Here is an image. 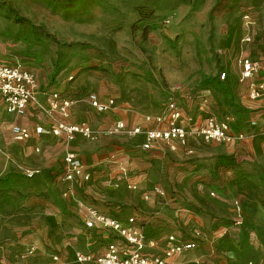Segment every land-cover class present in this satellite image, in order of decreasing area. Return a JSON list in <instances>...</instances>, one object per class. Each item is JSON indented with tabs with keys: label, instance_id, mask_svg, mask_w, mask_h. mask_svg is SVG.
I'll return each instance as SVG.
<instances>
[{
	"label": "rangeland",
	"instance_id": "obj_1",
	"mask_svg": "<svg viewBox=\"0 0 264 264\" xmlns=\"http://www.w3.org/2000/svg\"><path fill=\"white\" fill-rule=\"evenodd\" d=\"M160 2L171 3L174 7L168 11L175 9V15L179 16L177 21L187 27L193 25L189 21L193 15L206 12L210 19L219 15L223 20L235 18L239 23L244 14L257 12L264 24V0H0V63L19 62L25 68H32L51 62L53 68L58 69L68 50L87 49V44L96 38L110 44L106 38L96 36L102 29L113 28L121 33L130 30L139 46L144 36L141 24L129 25L127 15L132 10L145 11L146 4ZM16 17L25 18L28 24L18 23ZM158 17L155 27L166 25L168 19L172 21L168 13ZM225 25L222 23L217 37L209 31L192 34L188 27L175 36L161 32L153 37L151 44L165 37L167 46L182 47L190 56L191 52L200 54L209 50L219 60L223 54L215 52L216 48L228 43H225ZM238 32L231 44L238 41ZM262 37L264 42V34ZM227 60L230 77L238 81L239 75L240 80L236 63L229 57ZM261 61L264 63V59ZM163 62H167L165 57ZM218 70V73L224 70V65ZM0 114L4 117L1 105ZM9 122L7 117L0 125V177H9L7 184L0 185V250L4 264L19 259V252L26 246H33L34 254L19 259L20 263L49 264L50 255L55 253L62 256L64 264H73L76 251L93 253L104 241L115 240L114 235L85 229L83 203L122 219L133 215L145 238L148 254L162 253L167 236L172 233L182 240L194 238L197 241L193 250L176 257L180 264H264V227L257 228L254 222L245 220L238 227L234 224L240 213L241 216L251 213L255 217L257 205L264 204V193L256 184L231 182L229 171L218 167L206 174L200 173L194 184H189L187 175L182 180L185 193L181 194L178 184L173 182L177 169L174 172L173 168H168L166 181H148L143 188L131 189L129 184L136 182L124 179L117 185L122 177H106L104 169L94 166L87 183L76 184L71 195L67 192L68 184L61 181L65 169L63 153L55 151L49 165L24 156L23 146L11 138ZM109 137L101 134L97 140L85 142H100L108 151L104 149L99 154L106 155L111 152ZM37 169L40 172L28 175ZM131 172L138 175L142 170L132 168ZM155 183L163 184L167 195L153 194L146 198ZM250 189L253 190L249 192ZM157 205H163L162 210L156 208ZM149 220L150 227L146 225ZM148 234L163 235V240L154 239V246L150 247Z\"/></svg>",
	"mask_w": 264,
	"mask_h": 264
},
{
	"label": "crops",
	"instance_id": "obj_2",
	"mask_svg": "<svg viewBox=\"0 0 264 264\" xmlns=\"http://www.w3.org/2000/svg\"><path fill=\"white\" fill-rule=\"evenodd\" d=\"M146 6L145 10L153 12L155 21L160 14L164 13L172 16V21L168 19L166 25L162 24L156 27L155 23L157 22H154L153 28L141 37L139 46L136 45L134 41L136 37L133 39L130 30L121 33L113 28L102 29L98 32L100 35L96 36L106 38L110 44H103L102 40L99 41L96 38L95 41L87 44V49L68 50L58 69L53 68L51 62L41 67L27 68L35 74L38 81L37 101L44 104L48 93L56 89L60 91L62 97H68L73 101L68 109L69 114L65 118L68 123L85 122L90 125L93 131L101 132L118 120H122L127 127L135 125L156 126L153 123H146L144 117L162 114L166 111L167 102L173 100L182 115L180 123L186 122L188 125L189 119H192L191 122L198 125L203 122L207 115L229 116L231 131L234 133L243 131L245 133L242 140L232 143L215 140L203 141L192 134H188L184 145L179 144L176 151L165 153L158 148L142 150L139 146L140 136L131 138L119 133L107 135L108 137L112 136L109 137L112 141L109 147L111 152L100 155L99 153L104 149L108 151V149L100 146V142L87 143L85 141L89 140L80 136L72 141H67L63 135L51 133L48 124L49 119L34 107H30L27 115L17 117L6 112L1 99L0 105L4 117L0 114V125L4 124L8 117L10 119L8 124L10 135L13 124L25 126L31 131V138L27 141L12 139L15 143L23 146L21 153L23 152L24 156L28 158L32 156L34 161L49 165L55 151L63 153L64 156L65 151L72 150L78 155L85 171L89 174L94 166H98L106 171V177L112 175L122 177L117 181V185L122 184L124 179L136 182L137 184H129V187L135 185V188L137 186L143 188L148 181L159 180L164 182L166 181V170L173 168L174 172L177 169L176 178L173 182L178 184V190L184 194L186 187H183L182 180L187 175H189V184H194L200 173L206 174L210 170H216L220 167L229 171V181L244 182L248 185L256 184L257 189L263 194L264 96L251 98L248 88L249 80L240 81L239 75L238 81L230 77L231 69L228 67L227 60L228 57L234 60L240 72V66L237 63L239 55L264 59L262 37L264 24L258 13L249 14L250 23L248 24L244 19L239 23L235 18L223 20L219 15L210 19L208 12L193 15L189 20L193 25L188 26L192 34L201 35L209 31L217 37L222 31V23L226 24L225 43H228L218 50L216 48L215 52L221 51L223 54L222 57H218V60L214 53L209 50H204L200 54L191 52L190 54L193 55L190 56L184 49H181L182 47L167 46L165 37H161L158 42L151 44L153 37L161 35V32L168 34V36H175L180 30L188 27L177 21L179 16L175 15L177 13L175 9L168 11L174 7L171 3H150ZM141 13L140 9L129 12L127 15L129 25L138 22ZM237 30L240 31L237 34L239 39L238 41L236 39V43L231 44ZM247 35L250 36V40L239 45L240 39ZM163 57L167 62H163ZM222 65L227 71V78L224 81H221L218 76V69ZM257 77H261V74ZM88 93H95L101 100L113 99V105L104 112H98L89 105ZM37 126L43 127L42 133L36 134L34 132ZM95 147L98 149L93 152ZM34 152L39 153V155L34 156ZM132 168H139L142 173L140 172L138 175L132 173ZM38 172L40 171L37 169L36 173ZM63 174L61 181L68 184L67 192L72 195L76 184L62 180ZM218 175L220 176V172ZM155 184L164 189L166 196L167 193L163 184ZM251 190L253 189L248 191L251 192ZM149 193L150 196L157 195L153 191ZM156 208L162 210L163 205H157ZM86 216L87 212L84 209L83 221ZM243 220L254 222L257 228L264 227V204L257 205L255 217H252L251 213H244L242 216L240 213L236 216L235 226L241 225ZM150 223L149 220L146 225L150 227ZM85 229L87 228L85 227ZM88 230L107 235L103 230ZM147 236L151 241L157 238L163 240V235L160 234L154 236L148 234ZM117 238L119 239V237ZM190 240L197 242L194 238ZM106 242L107 240L104 241L103 246L94 248L93 254L103 253ZM189 251L167 258L165 264H180L176 257ZM66 255H69V252ZM0 260V264H4L2 251ZM19 264L24 263L19 262Z\"/></svg>",
	"mask_w": 264,
	"mask_h": 264
},
{
	"label": "built area",
	"instance_id": "obj_3",
	"mask_svg": "<svg viewBox=\"0 0 264 264\" xmlns=\"http://www.w3.org/2000/svg\"><path fill=\"white\" fill-rule=\"evenodd\" d=\"M243 19L246 20V24L250 23L249 14H244ZM249 40L250 36L247 35L243 36L240 42ZM237 63L240 66V80H249L250 97L264 96V63L258 58L243 55L237 57ZM259 74L261 77L258 78L257 75ZM218 76L221 81H224L227 78V71L222 70ZM37 86L38 81L35 74L19 62L0 63V99L4 103L6 112L17 117H23L27 115L30 107H34L49 119L48 124L51 133L63 135L67 141H72L77 136L95 141L101 134L116 135L123 133L131 138L140 136L139 146L142 150L158 148L167 153L176 151L179 144L184 145L188 134H192L203 141L215 140L225 143H232L245 137L243 131H236L235 133L231 131L229 116L207 115L203 122L198 125L191 122L192 119H189L188 125L186 122L180 123L182 115L173 100L167 102L166 111L162 114L144 117L146 123H153L156 126L135 125L127 127L122 120H118L105 130L95 132L85 122L68 123L65 120L73 101L68 97H62L60 91L56 89L50 91L44 104L37 101ZM87 100L89 105L98 112H104L113 105V99L101 100L95 93H88ZM42 131V126H37L34 129L36 134H40ZM31 134V131L25 126L19 124L11 126V137L15 141H27L31 138ZM63 160L65 171L62 180L69 181L74 185L89 180L90 174L85 171L83 163L74 151H65ZM36 172L37 170L31 171L28 175L31 176ZM129 188L134 189L135 185H131ZM152 191L158 196H165L164 189L158 184L153 185ZM148 196L149 194L145 195L146 198ZM83 208L87 212L84 219V226L87 229L103 230L107 235H114L116 239L107 240L103 253L98 255L87 251H76L73 264H165L167 258L196 247L194 240H181L174 234H169L167 237L168 245L162 253L148 254L145 250V238L137 226L134 216L122 219L98 211L89 203H83ZM148 245L152 247L154 242L149 241ZM33 254L34 247L26 246L19 252L18 256L20 260H24ZM19 259L9 264H19ZM50 264H64V261L58 254L52 253Z\"/></svg>",
	"mask_w": 264,
	"mask_h": 264
},
{
	"label": "trees",
	"instance_id": "obj_4",
	"mask_svg": "<svg viewBox=\"0 0 264 264\" xmlns=\"http://www.w3.org/2000/svg\"><path fill=\"white\" fill-rule=\"evenodd\" d=\"M69 2H71L72 0H67ZM18 23H22V24H28V21L23 18V17H16V19ZM155 22V17L153 16V12L150 10H146L142 11L141 13V17L139 18L138 24H141V29L144 33V36L146 35L147 31L151 28V26L154 24ZM29 25H31L29 23ZM9 182V177L8 175L4 176V177H0V185L3 184H7Z\"/></svg>",
	"mask_w": 264,
	"mask_h": 264
}]
</instances>
